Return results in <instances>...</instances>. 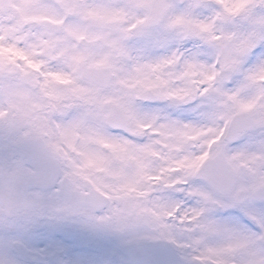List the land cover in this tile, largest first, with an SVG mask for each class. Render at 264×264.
<instances>
[{
    "label": "snow or ice",
    "instance_id": "obj_1",
    "mask_svg": "<svg viewBox=\"0 0 264 264\" xmlns=\"http://www.w3.org/2000/svg\"><path fill=\"white\" fill-rule=\"evenodd\" d=\"M201 9L209 15L171 19L161 11L154 21H168L162 46L172 49L156 66L174 69L171 74L184 85L167 99L182 112L211 121L199 136V154L186 157L188 170L170 174L161 181L158 197L138 210L118 213L115 220L92 211L79 213L57 204L65 193L64 181L55 194L44 191L57 183V161L33 149L23 133L13 143L27 159L14 164L31 210L0 214V264H264V140L235 153L228 148L247 132L233 120L234 112L255 102L237 103L243 91L258 88L264 97V0H206L186 14L198 16ZM39 68L28 48L0 39V75L5 80L24 79L29 69ZM170 124L198 134L204 127L193 120L173 119ZM241 160L247 165L241 166ZM72 175L63 173L69 183ZM130 233L136 234L137 243L151 242L139 250V258H97L90 243L77 242L84 234ZM33 248L52 258H30Z\"/></svg>",
    "mask_w": 264,
    "mask_h": 264
},
{
    "label": "rangeland",
    "instance_id": "obj_2",
    "mask_svg": "<svg viewBox=\"0 0 264 264\" xmlns=\"http://www.w3.org/2000/svg\"><path fill=\"white\" fill-rule=\"evenodd\" d=\"M162 2L163 6H172L170 9L163 8L171 19L180 16L182 19L197 20L209 15L206 9L199 10L198 16L186 14V9L203 4L205 0ZM258 2L259 0H245L244 3ZM150 12L151 0H8L7 10H0V39L16 43L21 48H28L40 64L39 71L29 69L24 79L7 81L0 75V159L3 160L6 155L8 158L14 155L10 144L23 133H28V137L41 135L47 144L50 143L52 149L61 148L60 153L64 161H69L70 167L67 166V170L72 172L74 182L80 183L76 175L79 176L83 166L91 159L99 166L98 174L92 170L97 175L99 184L105 187V182L112 181L118 188L113 193L114 200L104 209L78 207L76 212L92 211L103 218L115 220L118 213L138 210L146 196L154 199L160 195L161 183L159 187L152 188L150 184L153 181H160L158 176H155V180L141 176L137 179V174L154 175L158 167H163L170 159L174 161L172 165L184 166L183 170H188L187 162L190 160L186 157L192 153L199 154V144L202 143L199 138L185 141L178 148L165 146L167 143L174 144L172 141L176 142L180 136L193 131L173 127L170 121L203 120L201 134L208 130L205 122L208 118L200 115L198 116L201 119L193 118V114L188 111L179 110L171 119L165 107H174V112L178 110L171 102L166 106L159 105L160 107L145 104L134 106L132 103V95L147 92L145 87L150 83L153 84L152 88L155 87L154 93L160 98L174 96L178 89L184 87L183 84L177 83L179 77L171 74L174 69L156 66L160 58L170 54L172 49L162 46L165 41L164 23H167V20L164 23H156L152 28L145 27ZM83 23L87 29L82 28ZM119 33L125 34L129 40L133 39L132 44L128 46L119 42ZM81 34L87 38L100 37L103 41L94 47H81L77 42ZM130 35L132 37H129ZM131 59H134L133 65H125ZM81 62H87L90 66L111 67L115 77L111 81L109 93L81 78ZM134 74L142 77L138 85L131 84L132 77L129 76H135ZM161 81L168 82L166 94L159 86ZM256 92L259 93L258 88L245 89L237 103H248ZM76 96L77 104L73 102ZM105 102L116 103L125 114L127 111V117L135 110L142 123L152 124L148 133L169 129L174 132L175 137L170 141L167 139L165 143L158 142L155 136L150 134L147 138L143 130L136 129L134 131L141 135V139L145 137L144 142H129L124 135L114 134L106 129ZM244 111L250 113L257 127L247 132L238 143L228 144L233 153L256 148L261 140H264V127L260 126L261 122H264V98H261L252 110ZM130 121L128 118V126L132 128L135 122ZM14 128H19V131H14ZM102 139L105 142L103 145H112L115 150L113 153L106 146V155L103 145H97ZM76 146L85 153L83 161L77 162V174L73 158ZM177 149L181 151L178 152ZM6 150L9 154L4 153ZM154 155L156 158L153 160ZM11 159L14 162L19 160L15 156L8 160ZM239 163L246 166L247 160H241ZM104 167H108L106 173L101 169ZM169 175L165 173L164 177ZM123 184H130L129 186L138 190L135 193H125ZM59 201L58 206L63 204ZM29 210L31 208L24 209ZM121 240L131 242L137 240V236L130 233L121 236ZM77 242L90 243L92 253L97 258L126 259L117 244L112 241L111 235L94 237L84 234ZM71 255L75 256V253ZM67 258L69 257L66 256Z\"/></svg>",
    "mask_w": 264,
    "mask_h": 264
},
{
    "label": "water",
    "instance_id": "obj_3",
    "mask_svg": "<svg viewBox=\"0 0 264 264\" xmlns=\"http://www.w3.org/2000/svg\"><path fill=\"white\" fill-rule=\"evenodd\" d=\"M2 3V7L1 9H5L6 8V0H1ZM160 3L158 1L154 2V16L153 18L150 20L151 22H154L155 19L158 17L159 13H160ZM87 44L90 43H96V40H94V42H86ZM83 71V75L86 78H93L96 75H100L103 76V80L98 81V84L107 87L108 82L111 78V73L108 69H93V68H85L82 70ZM152 97L151 94H148L144 97H136L137 99H142V100H150ZM108 109H109V115L107 118V124L110 127L113 128H119V129H124V122H123V117L119 111V109L114 106V105H108ZM243 116H247L246 114H243L241 116L237 115L234 117V121L239 125V118L243 117ZM249 117H247V124L244 126L248 129L252 128L253 125L251 123H249ZM249 123V124H248ZM29 143L31 144L33 149L36 148H43V153H45L46 155L50 156V154L48 153V151L45 149L42 139L40 137H33L28 139ZM23 155L27 156L24 152H22ZM51 187V186H49ZM6 193H0V203L3 205H6L8 203V196H6ZM65 196L69 197L72 199V201H76L77 199V205H90L93 207H99L100 205L103 204V199L100 198L98 195L93 194V193H87V194H80V193H76L74 191L68 190L67 186L65 188ZM151 244L150 243H134V244H121V249L122 251L130 258V259H135V258H139V250L143 247L149 246ZM33 252H32V256L30 258H33ZM36 255L38 256V259H41V256L39 254L36 253ZM36 257V256H35Z\"/></svg>",
    "mask_w": 264,
    "mask_h": 264
},
{
    "label": "flooded vegetation",
    "instance_id": "obj_4",
    "mask_svg": "<svg viewBox=\"0 0 264 264\" xmlns=\"http://www.w3.org/2000/svg\"><path fill=\"white\" fill-rule=\"evenodd\" d=\"M60 167H61V171H60V175H59V178H58V182H57V187H59V180L63 177V173H62V170L65 171L66 168H65V162L64 161H60ZM19 173L15 164H14V160H1L0 159V185H3L9 189H11L12 191H19V189H15L13 184H12V180H13V176L15 174ZM77 177V175H76ZM79 177H77L78 179ZM71 186L77 190L78 187H80L77 183H75L74 181L72 182L71 181ZM54 191V189H53ZM46 193H51L49 191H47ZM53 194H55V192H53ZM68 204H60L59 206L60 207H66ZM30 206V204L28 205ZM70 206V205H68ZM71 209V208H70ZM1 211H3V209H0ZM72 210V209H71ZM75 210H77V207L75 208ZM74 210V211H75Z\"/></svg>",
    "mask_w": 264,
    "mask_h": 264
}]
</instances>
